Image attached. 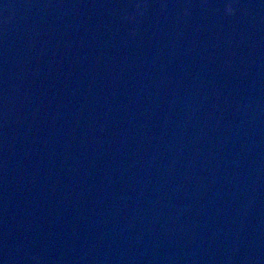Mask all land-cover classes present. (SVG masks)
Returning a JSON list of instances; mask_svg holds the SVG:
<instances>
[{
	"label": "water",
	"instance_id": "obj_1",
	"mask_svg": "<svg viewBox=\"0 0 264 264\" xmlns=\"http://www.w3.org/2000/svg\"><path fill=\"white\" fill-rule=\"evenodd\" d=\"M0 264H264V0H0Z\"/></svg>",
	"mask_w": 264,
	"mask_h": 264
},
{
	"label": "clouds",
	"instance_id": "obj_2",
	"mask_svg": "<svg viewBox=\"0 0 264 264\" xmlns=\"http://www.w3.org/2000/svg\"><path fill=\"white\" fill-rule=\"evenodd\" d=\"M226 10H227L228 15H234L235 14L234 9L231 6H228Z\"/></svg>",
	"mask_w": 264,
	"mask_h": 264
}]
</instances>
